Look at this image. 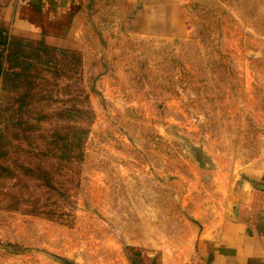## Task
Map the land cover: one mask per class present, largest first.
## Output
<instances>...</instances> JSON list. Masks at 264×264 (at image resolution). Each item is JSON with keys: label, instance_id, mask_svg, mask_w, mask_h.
I'll use <instances>...</instances> for the list:
<instances>
[{"label": "rangeland", "instance_id": "rangeland-1", "mask_svg": "<svg viewBox=\"0 0 264 264\" xmlns=\"http://www.w3.org/2000/svg\"><path fill=\"white\" fill-rule=\"evenodd\" d=\"M74 14L65 45L0 46V264H197L264 171V0H82L43 28Z\"/></svg>", "mask_w": 264, "mask_h": 264}, {"label": "crops", "instance_id": "crops-1", "mask_svg": "<svg viewBox=\"0 0 264 264\" xmlns=\"http://www.w3.org/2000/svg\"><path fill=\"white\" fill-rule=\"evenodd\" d=\"M81 9L82 0H0V46L11 37L44 38L48 44L65 45L76 34V14L69 16L62 33L44 30L42 24H57ZM2 79L0 72V88ZM194 248L197 264H264V171L240 189L233 207L205 226Z\"/></svg>", "mask_w": 264, "mask_h": 264}]
</instances>
